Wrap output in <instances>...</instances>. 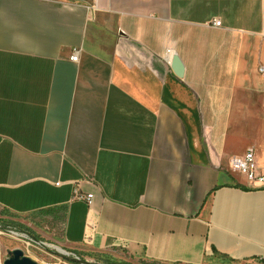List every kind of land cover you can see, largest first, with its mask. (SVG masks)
<instances>
[{
	"label": "crops",
	"instance_id": "0c3cea01",
	"mask_svg": "<svg viewBox=\"0 0 264 264\" xmlns=\"http://www.w3.org/2000/svg\"><path fill=\"white\" fill-rule=\"evenodd\" d=\"M260 65L264 0H0V221L113 264L264 263V186L228 165L264 171Z\"/></svg>",
	"mask_w": 264,
	"mask_h": 264
},
{
	"label": "rangeland",
	"instance_id": "374dc122",
	"mask_svg": "<svg viewBox=\"0 0 264 264\" xmlns=\"http://www.w3.org/2000/svg\"><path fill=\"white\" fill-rule=\"evenodd\" d=\"M0 225L7 230L0 234V264L2 261L11 255V250L19 248L22 254L29 257L39 264H74L70 256L65 257L63 252L55 249L60 248L62 251L76 253L68 248L61 246L58 241H53L39 237L38 234L31 232L20 220L2 219ZM0 226V227H1ZM11 231L21 233L34 240L40 241L39 243L26 246L21 237H12ZM77 254V253H76ZM147 264H161V263H147ZM207 264H264L259 261L248 260H232L225 256L214 254Z\"/></svg>",
	"mask_w": 264,
	"mask_h": 264
},
{
	"label": "built area",
	"instance_id": "2783aa9c",
	"mask_svg": "<svg viewBox=\"0 0 264 264\" xmlns=\"http://www.w3.org/2000/svg\"><path fill=\"white\" fill-rule=\"evenodd\" d=\"M219 23L220 21L218 19L213 20L214 25H219ZM76 58H77L76 50L73 49L70 55V59L76 60ZM258 72L264 73V67L261 65L258 66ZM228 165L231 169L236 170L242 175H244L247 181L251 183L252 186L255 187L264 186V171L257 164L256 155L253 147L246 148V150L241 155L230 156L228 158ZM71 192H72L71 193L72 199L82 201L87 206H89L92 197L91 193L81 192L76 186L72 188ZM5 230L7 229L1 226L0 234L4 233ZM11 236L21 237L22 241L25 243L26 246L32 245V243L37 244L40 242L21 233H16L14 231H11ZM63 253L65 257L70 256L74 264H113V263L105 262L102 259L96 257L85 258L76 253H70L66 251H63Z\"/></svg>",
	"mask_w": 264,
	"mask_h": 264
},
{
	"label": "water",
	"instance_id": "95a60500",
	"mask_svg": "<svg viewBox=\"0 0 264 264\" xmlns=\"http://www.w3.org/2000/svg\"><path fill=\"white\" fill-rule=\"evenodd\" d=\"M170 65L177 76L182 74V65L178 57L173 56L171 58ZM2 264H39L29 257L22 254V251L19 248H14L11 250V255L6 257Z\"/></svg>",
	"mask_w": 264,
	"mask_h": 264
},
{
	"label": "bare ground",
	"instance_id": "6f19581e",
	"mask_svg": "<svg viewBox=\"0 0 264 264\" xmlns=\"http://www.w3.org/2000/svg\"><path fill=\"white\" fill-rule=\"evenodd\" d=\"M56 250L60 251V252H63L60 248L58 247H55Z\"/></svg>",
	"mask_w": 264,
	"mask_h": 264
}]
</instances>
